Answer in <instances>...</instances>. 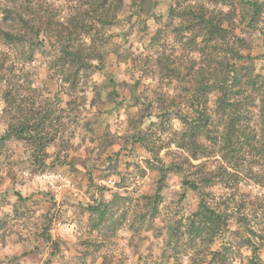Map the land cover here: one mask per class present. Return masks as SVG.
<instances>
[{"label":"rangeland","instance_id":"374dc122","mask_svg":"<svg viewBox=\"0 0 264 264\" xmlns=\"http://www.w3.org/2000/svg\"><path fill=\"white\" fill-rule=\"evenodd\" d=\"M12 1L42 20L14 80L52 139L42 157L0 141V264H262L264 0H124L105 26L92 0ZM61 50L101 60L78 70ZM57 174L75 187L51 189ZM202 197L213 238L189 224Z\"/></svg>","mask_w":264,"mask_h":264},{"label":"trees","instance_id":"16d2710c","mask_svg":"<svg viewBox=\"0 0 264 264\" xmlns=\"http://www.w3.org/2000/svg\"><path fill=\"white\" fill-rule=\"evenodd\" d=\"M92 1L94 15L96 18L98 17L96 22H100L103 26L110 25L115 21L117 13L124 3V0ZM145 1L141 0L140 4ZM33 5V3H27L26 1L18 3L10 0L3 9L5 28H0V41L7 48L0 52V95L5 104L4 113L11 117L6 131L0 135V141L10 137L23 139L31 145L34 154L39 153L42 157L43 150L52 138L42 127V121L38 122L37 119L27 116L23 112L25 108L21 106L20 101L24 96L19 90V85L16 84L18 81L14 80L15 77H20V73L23 72V64L33 60V50H42V44L45 43V40L42 39V20L41 17H36L31 12ZM252 6L255 12L260 9L258 3H252ZM9 47L20 48L21 51L19 54L12 53L8 50ZM94 59L101 60V55L90 53L83 58L80 52L61 50L53 62L68 60L72 64L79 65L78 70H88L95 66L92 63ZM11 86L12 89H10ZM219 100H221V97ZM30 109L32 110V108ZM15 114L18 116H13ZM204 118L207 120L206 117ZM193 188L197 189L198 187L194 184ZM96 210L101 217L106 213V209L100 210L97 207ZM220 222L221 214L202 197L196 211L190 218L189 224L192 230H197L196 238L202 239L206 228L212 231L211 236L213 238L215 233L219 232ZM46 238L50 240L49 235ZM51 243L55 246L53 241ZM213 254L216 253L213 252Z\"/></svg>","mask_w":264,"mask_h":264},{"label":"built area","instance_id":"2783aa9c","mask_svg":"<svg viewBox=\"0 0 264 264\" xmlns=\"http://www.w3.org/2000/svg\"><path fill=\"white\" fill-rule=\"evenodd\" d=\"M107 182L111 183V180L108 179ZM49 184L51 186V189H53L54 191L73 189L75 187L74 179L62 174L50 176Z\"/></svg>","mask_w":264,"mask_h":264},{"label":"crops","instance_id":"0c3cea01","mask_svg":"<svg viewBox=\"0 0 264 264\" xmlns=\"http://www.w3.org/2000/svg\"><path fill=\"white\" fill-rule=\"evenodd\" d=\"M75 191H76V190H75ZM75 191H74V194H71V193L68 194V193H66V195H67V196H69V195H71V196H78V198H80V197H79V193H77V191H76V192H75ZM67 196H66V197H67Z\"/></svg>","mask_w":264,"mask_h":264}]
</instances>
